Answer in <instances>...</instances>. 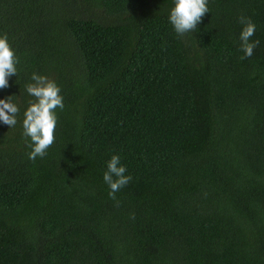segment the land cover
Segmentation results:
<instances>
[{
    "label": "trees",
    "instance_id": "trees-1",
    "mask_svg": "<svg viewBox=\"0 0 264 264\" xmlns=\"http://www.w3.org/2000/svg\"><path fill=\"white\" fill-rule=\"evenodd\" d=\"M173 6L0 0L19 61L0 99L20 109L0 122V264H264V0H208L183 36ZM241 16L260 42L244 59ZM33 73L64 104L35 161ZM112 155L132 178L116 200Z\"/></svg>",
    "mask_w": 264,
    "mask_h": 264
},
{
    "label": "clouds",
    "instance_id": "clouds-1",
    "mask_svg": "<svg viewBox=\"0 0 264 264\" xmlns=\"http://www.w3.org/2000/svg\"><path fill=\"white\" fill-rule=\"evenodd\" d=\"M207 5L208 0H174V6L169 14V22L174 31L180 36L196 31L197 24L209 12ZM239 22L243 25L239 34L241 50L244 53L242 59L249 58L260 43L258 40L251 41L256 25L245 16L239 17ZM18 62L14 50L8 43L7 34L0 35V89L9 86L10 76H17L16 64ZM26 92L33 97V100L29 101L23 114V135L30 141L27 143L31 149L28 158L35 161L37 157L43 158L54 143L57 124L56 109L63 110L64 104L56 82L44 75L33 73L31 82L26 85ZM19 112L17 104L12 102V96L0 99V122L9 128L14 127ZM106 169L103 180L109 186V197L116 200L115 194L127 186L132 178L125 175L127 169L121 164L118 155L111 156L106 162ZM116 206H119V201L116 202Z\"/></svg>",
    "mask_w": 264,
    "mask_h": 264
}]
</instances>
